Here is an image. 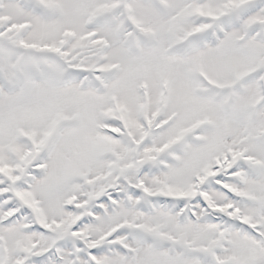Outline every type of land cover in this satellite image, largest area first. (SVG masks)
Returning <instances> with one entry per match:
<instances>
[{
	"label": "snow or ice",
	"instance_id": "6c2138e0",
	"mask_svg": "<svg viewBox=\"0 0 264 264\" xmlns=\"http://www.w3.org/2000/svg\"><path fill=\"white\" fill-rule=\"evenodd\" d=\"M0 264H264V0H0Z\"/></svg>",
	"mask_w": 264,
	"mask_h": 264
}]
</instances>
